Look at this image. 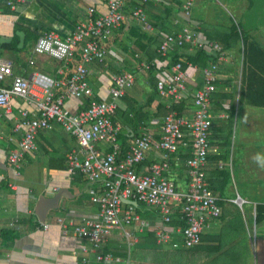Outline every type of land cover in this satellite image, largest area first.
Masks as SVG:
<instances>
[{
	"label": "crops",
	"instance_id": "0c3cea01",
	"mask_svg": "<svg viewBox=\"0 0 264 264\" xmlns=\"http://www.w3.org/2000/svg\"><path fill=\"white\" fill-rule=\"evenodd\" d=\"M8 1L0 0V61L10 63L16 76L29 78L38 71L50 78H60L57 75L59 61L34 53L36 40L45 31L68 35L76 25L86 20L89 8L94 9V15L104 14L109 0H26L16 2L15 9H10ZM135 1L127 3L126 14L138 5ZM185 1L145 3L142 6L145 22L127 20L120 28L113 29L105 42L108 50L106 60L89 68L87 81L95 100L109 97L113 76L128 74L135 77L134 85L120 99L117 111L122 124L118 138L120 159L126 156L134 137L140 132L157 136L167 114L165 103L152 88V83L171 67L169 59L162 58L156 46L164 35L176 34L187 25L180 9ZM191 2L190 18L199 24V32L204 37V31L227 30L234 21L264 48V0ZM184 47L187 46L178 48V53H195V49ZM225 52L230 59L219 63V89L215 95L232 94L233 88L239 98L242 88L245 94L248 81L247 70H242L245 67L243 51ZM30 61H33L32 65ZM77 62H80L79 54L70 70ZM142 62L151 65V75L150 70H136ZM254 73L257 83L264 78V72ZM237 77L239 80L235 85L233 78ZM258 94H252L251 100L244 96L229 109L225 108L223 101L218 106L211 101L210 111L216 122L210 133L211 151L206 175L221 213L207 221L199 244L193 247L184 244L178 232L184 226L178 209L174 210L172 221L161 226L156 210L133 203L142 222L148 226L125 228L130 236L115 230L105 238L99 251L115 259L111 264H264V218L257 221L258 208L264 210V147L248 143L255 139L257 128H264V101ZM88 103V99L73 97L65 100V106L71 113L84 109ZM159 104L164 107H159ZM12 105L11 113L0 110V264H81L85 256L83 249H90L89 243L70 232L63 233L58 220L78 224L85 218H96L98 208L90 200V190H100L101 182L90 183L79 172L69 170L66 154L77 150L78 146L71 135L54 124L37 133L36 150L25 155L15 173L8 166L7 155L21 139L22 132L15 133L13 124L17 109L28 106L17 98ZM186 105L191 107L190 102ZM216 108L224 110L218 114ZM239 113L242 120L236 148L233 137L237 128L235 118ZM96 149L100 153L108 151L107 145L102 143L97 144ZM184 156L180 150L170 158L168 176L180 190H184L189 181L184 166L187 156ZM157 160V153L150 152L142 164L135 166V170L144 174ZM60 191L66 196L61 198L57 209L47 212L45 223H41L35 214L39 200L43 194L51 197ZM237 198H240L239 203L235 201ZM50 203L47 208L53 204ZM122 207L126 208L127 202ZM158 228L167 229V241H157ZM90 255L93 256L92 253Z\"/></svg>",
	"mask_w": 264,
	"mask_h": 264
},
{
	"label": "built area",
	"instance_id": "2783aa9c",
	"mask_svg": "<svg viewBox=\"0 0 264 264\" xmlns=\"http://www.w3.org/2000/svg\"><path fill=\"white\" fill-rule=\"evenodd\" d=\"M25 1L10 0L7 5L15 9L16 2ZM151 1L155 0H136L138 5L126 14L125 6L130 0H109L104 14L94 15V9L89 8L86 20L66 36L54 31L43 32L36 40L34 53L59 61L57 75L60 78H50L38 71L29 78L16 76L10 63L0 61V110L11 113L16 98L28 106L17 109L13 131L22 132V137L7 155L8 166L16 173L25 155L36 150L37 133L54 124L71 135L78 146L77 150L66 154L69 170L79 172L90 183L101 182L100 190H90V200L98 208L96 218H85L78 224L58 220L63 233L70 232L89 243L90 249H83L85 256L81 264L113 263L115 259L110 254L99 251L105 238L115 230L130 236L125 228L148 226L142 222L133 203L156 210L161 226L171 222L174 210L178 209L184 221L178 232L186 247L199 244L207 221L221 213L218 199L207 182L206 166L211 151L210 133L215 124L210 106L212 95L218 92L217 71L219 63H226L230 58L220 43L199 32V24L190 18L191 0L181 6V16L187 25L176 34L164 35L157 52L167 59L169 53L187 46L205 52L209 65L200 69L189 62H177L170 71L158 75L156 92L168 112L157 136L140 132L134 137L126 156L120 159L118 138L122 124L117 111L120 99L134 85L135 77L128 74L113 76L109 97L102 100L93 98L87 81L92 64L106 60L105 42L111 31L127 20L144 23L146 16L142 6ZM77 54L80 62L70 70ZM150 69L151 65L146 62L136 66L138 72ZM69 97L88 99L89 103L77 113H71L65 106ZM187 102L191 103L190 108ZM175 105L185 107L178 112L172 109ZM99 143L106 144L108 151L98 152L96 145ZM180 150L187 156L184 166L189 181L184 190L178 189L168 176L170 158ZM150 152L157 153L158 160L146 173L139 174L135 166L142 164ZM235 201L239 203L240 198ZM125 202L127 207L123 208ZM156 239L159 243L167 241V229L158 228Z\"/></svg>",
	"mask_w": 264,
	"mask_h": 264
},
{
	"label": "trees",
	"instance_id": "16d2710c",
	"mask_svg": "<svg viewBox=\"0 0 264 264\" xmlns=\"http://www.w3.org/2000/svg\"><path fill=\"white\" fill-rule=\"evenodd\" d=\"M151 4V3H150ZM181 5V3H178ZM181 9V8H180ZM205 36L207 39L216 41L218 43H221L223 49L226 51L232 52V53H241L243 51V65L244 67L242 70H247L248 75L246 76L247 86L245 88V94L243 93V88L239 92V101L245 96L249 100H251L252 94H257L260 92V97L264 101V78H261L260 81L257 83L256 81V75L255 71L264 72V48L261 47L257 41L252 38L249 33L244 32L241 29V25L238 22L231 21L230 27H228L227 30L223 31H204ZM155 38H153L154 41ZM240 44H242V47L240 48ZM160 44L156 46V48L159 47ZM185 49L188 47H184ZM157 50V49H156ZM157 55V53H155ZM159 56V55H158ZM77 57V56H76ZM160 57V56H159ZM169 66L172 67L177 62H181L184 64L185 62H189L192 65L196 66L197 68L203 69L208 67L209 60L208 56L205 52L199 49H195V53H178V49L169 53L168 57ZM153 70L149 71V75H151ZM151 77V76H150ZM242 78H244V74L242 73ZM154 80V79H152ZM243 87V85L241 86ZM152 88L156 92V82L154 81L152 83ZM258 89V90H257ZM214 93L212 95V103L214 102V105L218 106L222 101L227 100L230 101L232 99V94H223L221 97L219 94L215 95ZM216 96V98H214ZM231 102V101H230ZM159 107H164L163 104H159ZM184 106L182 105H175L172 109L181 112ZM234 108V107H233ZM233 108H231V111H233ZM166 109V113L168 112V109ZM234 112V111H233ZM165 113V114H166ZM214 122H216V119H214ZM180 152V151H179ZM186 158V155L184 156ZM187 187V186H186ZM264 218V210L261 208H258L257 212V221H261Z\"/></svg>",
	"mask_w": 264,
	"mask_h": 264
},
{
	"label": "rangeland",
	"instance_id": "374dc122",
	"mask_svg": "<svg viewBox=\"0 0 264 264\" xmlns=\"http://www.w3.org/2000/svg\"><path fill=\"white\" fill-rule=\"evenodd\" d=\"M257 10V9H256ZM252 13H256V11L255 10H252ZM241 56V55H240ZM237 57V56H236ZM239 57V56H238ZM139 74V73H138ZM239 77H237V78H233L234 79V84L235 85H237V83H238V79ZM218 89H219V87H218ZM220 90H222V89H220ZM225 90H223V92H224ZM231 93H232V99H230V101L229 102H227V100H225L224 99V101H223V103H224V105H225V108L227 107V109H229L230 108V105L231 106H234V104H237L238 102H239V99H238V92H237V90H234L233 88H232V91H231ZM240 108H241V105H240ZM221 109V108H220ZM216 110H217V108H216ZM223 110L224 109H221L220 111H218L217 110V112H218V114H220V113H222L223 112ZM226 112H227V114H228V110H226ZM225 112V113H226ZM263 115H264V112L262 113ZM241 120H242V116H241V114L239 113V114H236V118H235V127L237 126V128H236V130H235V133H234V137H233V142H234V146L237 148V146H236V143L238 142V138H239V135H240V133H239V128H240V124H241ZM258 130H256L255 131V133H254V135H255V139L254 140H250V141H248V143H249V145L250 144H252V145H258V147L259 148H263L264 147V128H257ZM258 140H257V139ZM241 143H243V142H241ZM257 147V146H256ZM202 258V257H201ZM206 257H204V259H205ZM203 259V258H202ZM207 259V258H206ZM204 263V262H203Z\"/></svg>",
	"mask_w": 264,
	"mask_h": 264
},
{
	"label": "water",
	"instance_id": "95a60500",
	"mask_svg": "<svg viewBox=\"0 0 264 264\" xmlns=\"http://www.w3.org/2000/svg\"><path fill=\"white\" fill-rule=\"evenodd\" d=\"M70 192V191H69ZM64 193L60 191L59 193L57 192L55 195L51 197H47L44 194L42 195L41 199L39 200L38 207L35 210V214L38 217L39 221L41 223H45L46 215L49 210H55L58 208L60 200L62 197H65ZM49 202L51 207L47 208L49 205Z\"/></svg>",
	"mask_w": 264,
	"mask_h": 264
}]
</instances>
